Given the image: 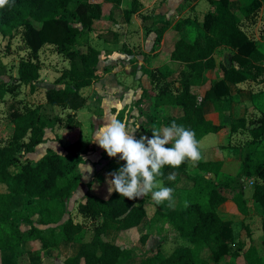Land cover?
Instances as JSON below:
<instances>
[{
    "label": "trees",
    "instance_id": "1",
    "mask_svg": "<svg viewBox=\"0 0 264 264\" xmlns=\"http://www.w3.org/2000/svg\"><path fill=\"white\" fill-rule=\"evenodd\" d=\"M208 2L211 9L197 27L194 40H177L170 68L146 71L152 89L142 91L149 99L156 128L174 121L192 129L200 141L224 127L207 120L204 107L222 113L230 105L233 91L238 92L237 85L258 84L264 76V54L242 29L244 23L255 22L264 0ZM121 3L122 0H14L11 7L0 8V35L12 38L20 31L29 54L28 59L18 62L13 81L0 76V103L11 128L10 135L0 140V185L5 188L0 193V264H33L28 252L52 251L61 244L78 245L75 255L61 264H122L130 258V250L107 241L106 233L138 228L146 218L145 205L158 206L150 194L134 200L116 192L108 199L87 194L76 207L78 217L93 223L92 238L85 242V226L74 222L70 215L65 221L63 218L68 214V200L80 186L77 168L84 161L86 149L75 142L63 148L64 154L49 150L41 159H31L47 130L79 127L76 114L86 103L80 92L98 82L103 74L97 68L101 52L90 46L88 37L111 32L97 31L95 23L114 26ZM136 12L138 2L132 0L120 15L129 23ZM141 17L144 22L150 19ZM144 28L146 34L156 35L155 47L160 45L168 24L159 29L153 24ZM119 36L111 32L110 43L117 44ZM44 47H53L69 64L58 78L63 87L45 89L44 104L32 106L17 98L21 88H28L30 95L39 90V55ZM219 48L231 53L225 56L224 64H219L220 79L213 81L200 97V89L208 82L206 73L216 67L213 56ZM4 69L0 61V72ZM44 106L49 108L48 113L43 111ZM228 126L230 136L246 133L249 137L239 147L229 146L233 149L230 160H200L195 167L184 163L176 169H162L159 179L165 187L174 188L185 177L180 190L182 202L180 206L156 209L154 219L188 246L174 249L167 257L157 253L139 264H224L228 257H238L239 248L230 252L235 244L232 223L222 220L217 210L231 201L240 214L247 216L242 184L250 186L251 200L264 209V160L257 157L264 141V114L256 120L232 117ZM145 132L138 129L135 138ZM170 173H175V180H168ZM262 232L264 246V224ZM148 237L141 235L140 243ZM243 256L246 264H264V251L253 244Z\"/></svg>",
    "mask_w": 264,
    "mask_h": 264
},
{
    "label": "crops",
    "instance_id": "2",
    "mask_svg": "<svg viewBox=\"0 0 264 264\" xmlns=\"http://www.w3.org/2000/svg\"><path fill=\"white\" fill-rule=\"evenodd\" d=\"M131 1L132 0H122L120 11L129 8ZM190 1L191 0H137L138 12L132 15L129 23H125L120 14H115L116 24L113 26L112 30L118 32L120 36H123L118 43L122 47V50H109L100 55L97 68L99 72L101 71V73H103L102 78L98 82L93 83L90 87L82 89L80 92L86 103L84 108L76 114L79 127L55 129L53 131L47 130L43 143L36 148L35 153L31 156V159L36 161L45 156L49 150L64 154L63 148L75 142H80L86 149L87 153L83 157L84 161L77 168L80 177V186L68 200V214L63 218V221H65L70 215L74 219V222L82 223L85 226L87 232L84 240L85 242H89L92 238L93 228L91 225L93 223L77 216V204L83 202L87 194L94 195L101 199H108L112 193L108 192L107 174L117 170L121 167V162H123L120 161L117 163L118 157L109 158L96 143L92 142L93 135L96 129L100 127L106 119L113 116L121 120H126L132 124V126L138 127L139 129L145 127L143 129H147L145 132L146 135H144L146 137H149L153 128H156L157 124L151 118V105L149 99L142 94L143 90L149 91L152 89L151 80L145 72L153 69L165 70L166 68H170L172 65L170 55L174 49L175 42L180 38H184L189 42L194 40L195 36L191 39L186 38L183 30H177L179 27L177 23L180 22L179 20H186L184 25H193L194 19H196L200 13H197V10H201L203 13L202 18H204L207 12L210 11L211 6L208 0H196V2L193 3H190ZM192 9H194V12ZM235 9H237V6ZM180 13L183 15L181 18ZM141 15L149 16L150 19L144 22ZM174 15L176 16L177 23L175 22L169 26L171 22L170 16L173 17ZM152 24L158 29L168 24V28L163 33L160 45L155 51L152 50L154 48L156 35L154 33H149L147 36L144 34V25L150 27ZM222 50L225 52L224 55L231 53L225 48H222ZM217 67L219 66H216L214 70L206 73L208 82L200 89V97L201 95L203 96L206 87H209L213 81L220 79L216 75ZM105 69L108 70L106 73H104ZM244 86L241 84L236 86L238 92H235V90L233 91V99L222 113H213L210 111L209 106L204 107L207 120L211 121L214 125L224 126L221 131L208 134L201 140L203 145L201 148L202 156H208L209 153L205 161L217 159L230 160L232 158V156H230L221 159L218 158L216 154L214 155V153L218 151L219 147H226L222 144L223 139L231 140L234 137L230 136L228 132V128L226 127L227 123L225 122L227 119L226 117L230 115L232 118L235 112H241V115H243L245 113V108L248 109L249 105L252 106L249 102L254 98L250 99L252 97H248V95L243 92L245 89ZM144 111H146V114ZM142 112H144V114ZM238 117L241 116L234 118ZM223 119L224 123L221 122ZM134 135L136 136V132ZM211 135L216 141H205V139L209 138ZM262 154H264V152ZM262 154L259 151L257 157L264 160ZM183 178L185 179V177H181L175 184L174 192L178 189L181 193L180 190L184 183L181 187L178 185L183 181ZM107 179H111V177H107ZM250 197V194L249 196H245L246 205L248 207L247 216L240 214L231 201L224 203L217 210L222 220L232 223L233 229L236 224L233 219L236 215L232 216L233 219H224L223 214L219 212L220 209L224 207L233 209L238 215L239 219L237 221L241 229H244L246 232L243 238H236L238 243H236V248L240 249L238 251V257H228L224 264H246L243 255L251 244L257 246L261 252L264 251V246L262 244L264 209L257 208L255 205L256 203L253 202ZM166 204L168 203L163 202L156 208L153 205L146 204V218L136 229L121 233H106L105 239L107 241L130 250V258L123 261L122 264H139L142 260L151 257L149 255L144 258V256L147 255L143 254H150V252L156 250L159 246L162 250V236L166 232L172 230L164 226L159 220L154 219V214L156 209L164 210L165 207L168 206ZM164 205L166 206L162 208ZM146 234H148L149 237L145 243H140V236ZM182 241L184 246H188L185 240ZM77 250V244H61L57 249L52 251L40 253L36 251L32 253L28 252V260H31L32 262H30L33 264H61V261L75 255ZM173 250L174 249L165 254L164 257L169 256ZM135 253L141 255L143 259L135 262Z\"/></svg>",
    "mask_w": 264,
    "mask_h": 264
},
{
    "label": "rangeland",
    "instance_id": "3",
    "mask_svg": "<svg viewBox=\"0 0 264 264\" xmlns=\"http://www.w3.org/2000/svg\"><path fill=\"white\" fill-rule=\"evenodd\" d=\"M193 2H196V0L190 1V3H193ZM235 8L236 7H234V10H236ZM192 11L194 12V9H192ZM107 12H108V9L106 7L105 13H107ZM197 13H199L198 14L199 16H197L196 19H194L193 25L185 24L186 25L185 26L184 23L186 20H179L180 22L178 21L179 23H177L176 22V16L174 15L173 17L170 16L171 22L169 21L170 22L169 26H171L173 23L176 22L179 26L177 30H180V29L183 30L185 32L184 34H185L186 38H190V39L194 38V36H196L195 32H196V34L198 33L197 27L203 21V18H202L203 13L201 12V10L198 9ZM115 14H117V15L121 14V11H118ZM194 14H196V13H194ZM182 16H183L182 13H180V18ZM95 29L97 31L98 30H104V29H110L111 32H113V30H112L113 26L107 22L95 23ZM242 29L247 33V35L249 37H251L254 40L257 48L264 54V2L262 3V7H261V9L257 15L255 22L253 24L244 23L242 26ZM111 32L101 34V35L90 34L88 37L90 46L97 48L101 52V54L103 52L106 53L109 50L121 51L122 47L118 43L120 41V38L123 36L118 37V43L117 44H112V43H110L111 42ZM144 34L146 36L148 35L145 32H144ZM158 47L159 46H155L152 51L157 50ZM224 54H225V52H224V50H222V48H219L217 50V52L214 55V60H215L216 66H219V64H221V63L224 64L225 56H227V54L226 55H224ZM229 54L230 53H228V55ZM146 56H147V54H146ZM28 58H29V54H28V51L26 50V47H25L23 41L21 40L20 31H17L13 35L12 38H3L0 35V61L5 66V69L2 72H0L1 77L5 78V80H7V81H13L14 78L16 77V68H17L18 62L21 60H26ZM39 59H40V62L42 64L41 65L42 69L40 71V78H39V84H40L39 90L34 95H30L28 88H21L19 91V94H18V98H17L18 100H23V102L30 104L32 106L44 104V102H45V100H44L45 89L51 88V87L52 88L53 87H63L59 83L58 78L61 75L62 71L65 68H67L68 64H69L68 61L61 54H58L54 51L53 47H44L40 52ZM166 69H168V68H166ZM216 69H217L216 75L218 78H220L222 76V72L220 70V67H217ZM153 70H156V69H153ZM244 84H245V86H244ZM241 85H243L245 88L243 92H245L248 95V97H252L250 99L254 98L251 102H249V104H252V106L249 105L248 109L245 108V110H244L245 113L243 115H244V117H246L247 120H256L257 118H259L261 116V114H264V76L260 79V83H258V84L252 83V82H247V83H242ZM207 88L208 87H206V89ZM245 107H246V105H245ZM43 111L48 113L49 108L45 107V109ZM144 112L146 114V111H144ZM144 112H142V113L144 114ZM241 114H242L241 112L240 113L235 112L232 117L243 116ZM226 118H227L225 121L227 123L226 127L228 128V132H229V126L228 125L230 123L231 117L229 115ZM221 122L224 123V119L221 120ZM141 128L143 129L145 127H141ZM145 130H147V129H145ZM10 131H11L10 125L5 118V107H4V105H2V103H0V140L4 141L10 135ZM233 136L234 137L231 140L223 139L222 144H223V146H226V147L225 148L219 147L218 151L215 152L214 155L216 154L217 157L221 158V159L228 158V157L232 156V154H233V149L232 148L230 149L229 146L230 147L231 146L232 147H239V146L243 145V143L249 139V137L246 133H243V134L241 133L239 135H233ZM207 140L216 141V139H214V137L212 135L209 138L205 139V141H207ZM262 150H264V141H263V144L258 149V152L260 151V153L262 154L264 152ZM208 156H209V153H208ZM208 156L203 155L201 160L205 161L206 157L208 158ZM262 157L264 158V154H262ZM191 172H193V171L190 170V173ZM175 179H176V177H175ZM184 180L185 179L183 178V181L181 183H179V185H178L179 187H181V185L184 183ZM173 189H175V187ZM242 190H243L244 198H245V196H249V194L251 195V188L248 184L245 187L242 184ZM4 191H5V188L0 185V193L4 192ZM180 197H181V193L179 192L178 189H176L174 192L173 206H180L181 205L180 202H182V201H181ZM166 205H168V204H166ZM166 205H164L162 208H164ZM255 205L257 208L262 209V207L260 205H258V204H255ZM219 212H220V214H223L224 219L225 218L226 219L227 218L233 219L232 216L236 215V217L233 219L236 222L235 226L233 227L234 243L236 244L237 243L236 238L241 239L246 234L244 229H241V226L239 225V223L237 221L239 219L237 213L233 209H229L227 207L221 208ZM91 227L93 228V224L91 225ZM182 240H184V239H181L175 232L168 231L162 236V241H161L162 245H163L162 250H161V247L159 246V248L150 252V254H143V255H147V256H144V258L148 257L149 255L153 256L157 253H159L160 255H162L164 257V255L169 253L172 249L183 247L184 244H183ZM235 244L230 247L231 253L235 252L237 249L236 246L238 243L236 245ZM239 247H240V245H239ZM45 254H47V253H45ZM140 259H143L141 257V255H139L138 253H135V262L140 261Z\"/></svg>",
    "mask_w": 264,
    "mask_h": 264
},
{
    "label": "clouds",
    "instance_id": "4",
    "mask_svg": "<svg viewBox=\"0 0 264 264\" xmlns=\"http://www.w3.org/2000/svg\"><path fill=\"white\" fill-rule=\"evenodd\" d=\"M14 0H0V8L11 7ZM138 127L116 116L106 119L93 135V141L109 158H117L123 165L107 177L108 192H116L120 197L134 200L151 196L154 204L167 202L173 206L174 189L165 187L162 169L178 168L184 163L195 167L202 159V142L195 132L174 121L162 128H153L151 137L135 138ZM166 145H171L166 147ZM168 180H175L170 173Z\"/></svg>",
    "mask_w": 264,
    "mask_h": 264
},
{
    "label": "built area",
    "instance_id": "5",
    "mask_svg": "<svg viewBox=\"0 0 264 264\" xmlns=\"http://www.w3.org/2000/svg\"><path fill=\"white\" fill-rule=\"evenodd\" d=\"M251 184V183H250Z\"/></svg>",
    "mask_w": 264,
    "mask_h": 264
}]
</instances>
